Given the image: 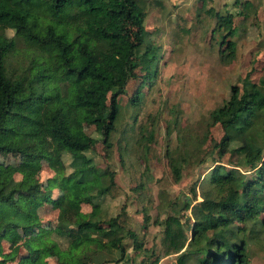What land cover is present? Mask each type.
Returning a JSON list of instances; mask_svg holds the SVG:
<instances>
[{
    "label": "trees",
    "instance_id": "obj_1",
    "mask_svg": "<svg viewBox=\"0 0 264 264\" xmlns=\"http://www.w3.org/2000/svg\"><path fill=\"white\" fill-rule=\"evenodd\" d=\"M233 4L242 9L213 15V31L226 34L230 58L238 31L235 18L247 19L254 5L251 0ZM146 17L141 0H0V153L26 161L20 180L0 168V264H47L50 255L57 264H128L124 241L130 239L136 252L143 249L136 230L126 225V205L107 216L98 200L119 190L109 164L115 137L127 130H121L119 98L137 83L129 98L136 109L155 78L158 49L146 42ZM19 42L27 47V63L16 66ZM209 118L223 132L209 154L222 158L239 143L238 167L254 173L248 177L239 168L217 167L201 201L185 196L173 201L190 212L192 222L184 230L179 217H168L162 256L177 255L174 264H252L247 242L264 227V75L258 84L247 76L241 88L232 87L229 99ZM84 125L93 126V133L87 134ZM128 130L133 132V125ZM145 132L141 126L142 139ZM98 144L104 148L105 167L95 160ZM43 163L54 173L48 188L61 192V199L29 176ZM184 164L185 157L173 151L175 182L182 179ZM45 204L57 211L56 229L36 232ZM84 205L90 213L83 212ZM11 228L26 237L4 253L2 241Z\"/></svg>",
    "mask_w": 264,
    "mask_h": 264
},
{
    "label": "rangeland",
    "instance_id": "obj_2",
    "mask_svg": "<svg viewBox=\"0 0 264 264\" xmlns=\"http://www.w3.org/2000/svg\"><path fill=\"white\" fill-rule=\"evenodd\" d=\"M246 1L250 0H240L241 3ZM251 1L254 5L250 16L235 18L238 31L231 39L235 49L230 58L223 42L226 34L213 31L217 24L213 15L242 9L233 4L234 0H141L147 13L145 28L149 34L146 42L158 49L156 74L150 86L144 89L142 102L136 109L129 104V98L137 83L131 84L128 96L119 98L121 130H127L115 137L109 160L119 190L98 200L107 216L120 213L126 205V225L136 230L143 244V249L136 252L130 239L124 241L130 256L128 264H155L158 257L160 260L156 264H174L177 255L162 256L164 222L168 217H179L186 230L192 220L189 211L171 205L172 202L184 196L201 201L202 194L210 189L211 171L217 167L237 169L242 162L239 143L233 144L222 158L209 154L213 141H220L223 135L219 125L211 124L209 114L229 99L232 87L241 88L247 76L252 83L258 84L264 75V0ZM7 35L12 37L13 32L8 31ZM17 49L20 57L13 59V64H26L27 47L19 42ZM128 125H133V132L128 130ZM141 126L146 129L143 139ZM260 129L264 132V125ZM84 131L91 134L94 127L84 125ZM179 138L183 147L179 145ZM173 151L185 157L179 182H175L170 169ZM97 153V165L105 167L107 162L103 159L101 144L97 145ZM202 159H206L205 162L201 163ZM65 161L68 164L69 158ZM25 165V159L17 154L0 153V168L15 180L21 179ZM239 170L248 177L254 173ZM28 174L42 184L45 193L61 199V192L48 188L54 173L46 163L39 171L31 170ZM17 201L22 204L24 199L17 196ZM82 210L90 213L92 209L84 205ZM39 213L43 222L36 232L48 228L55 230L57 211L45 204ZM145 214L149 217L147 222ZM259 230L258 236L247 242L252 264H264V227ZM13 231L9 240L2 242L4 253L24 242L26 235L21 230ZM55 236L53 234L52 238ZM53 239L62 246L60 237ZM20 253L26 254L25 251ZM46 261L57 264L51 255ZM8 264H20V261Z\"/></svg>",
    "mask_w": 264,
    "mask_h": 264
},
{
    "label": "crops",
    "instance_id": "obj_3",
    "mask_svg": "<svg viewBox=\"0 0 264 264\" xmlns=\"http://www.w3.org/2000/svg\"><path fill=\"white\" fill-rule=\"evenodd\" d=\"M13 230H16V229H12V228H11V229H7V230H6V233H5L4 239H3V241H2L3 243H4L5 240H9L8 238H10V235L12 234V232H14ZM2 245H3V244H2Z\"/></svg>",
    "mask_w": 264,
    "mask_h": 264
}]
</instances>
